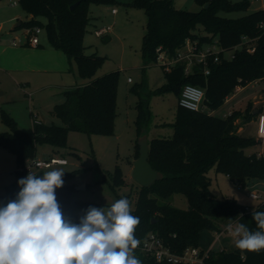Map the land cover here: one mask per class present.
<instances>
[{
    "label": "trees",
    "instance_id": "obj_1",
    "mask_svg": "<svg viewBox=\"0 0 264 264\" xmlns=\"http://www.w3.org/2000/svg\"><path fill=\"white\" fill-rule=\"evenodd\" d=\"M79 1L75 8L71 5ZM199 11L178 8L174 0H131V4L143 8L148 16L143 36L142 54L148 61L156 62L157 48L175 54L188 38L200 43L215 42L223 50L232 51L233 57L220 53V61L211 63V72L205 75L197 65L194 72L185 73V63L180 62L166 69L168 82L163 89L173 88L180 96L182 87L192 83L205 89L204 105L217 110L233 94L239 85L264 78V7L239 17H227L220 11L246 9L249 1L196 0ZM32 18L20 27L40 26L46 30L51 46L63 50L69 59L78 65L81 77L90 78L88 83L64 91L65 99L53 108V113L62 124L45 123L35 119L31 130L19 127L15 118L1 110V119L9 130L0 131V146L14 152L18 162L37 157L40 144L66 145L69 130L89 134H113L118 114L119 72L113 71L94 78L104 58L86 52L84 38L91 21L92 4H114L116 0H18ZM208 4L206 7L205 5ZM40 17H45L42 21ZM254 48L251 52L250 49ZM139 91L138 85L133 86ZM138 134L147 127L148 109L143 101L138 104ZM240 111L229 115H217L205 109L190 110L180 106L172 137H154L149 142V161L164 177L151 186L140 185L135 199L130 194L132 214L140 218L135 230L138 240L155 233L175 254H183L189 247H197L204 256L203 264H264V250L260 252L223 248L216 252L201 247L205 232H222L221 223H242L251 231L259 230L252 219V212H264V202L250 210L232 197H218L211 186L209 172L215 168L226 173L235 183L264 178V153L250 152L258 140L239 132L236 122ZM256 116L248 109L246 120ZM135 157L140 145L136 142ZM26 173L18 170V174ZM43 172H39L41 175ZM72 173H64L68 178ZM17 182L8 187L6 197L16 198ZM113 183L126 185L125 176L117 166ZM74 186L63 184L56 189L57 202L65 219L78 224L77 210L85 212L89 207L102 208L103 204L83 201L73 197ZM175 194L185 195L189 207L180 208L168 202ZM233 226V224H232ZM134 255L141 264H187L158 260L150 251L139 246Z\"/></svg>",
    "mask_w": 264,
    "mask_h": 264
},
{
    "label": "rangeland",
    "instance_id": "obj_2",
    "mask_svg": "<svg viewBox=\"0 0 264 264\" xmlns=\"http://www.w3.org/2000/svg\"><path fill=\"white\" fill-rule=\"evenodd\" d=\"M240 1V0H232ZM249 4L246 9L235 11H220L219 13L227 17H239L252 12V7L262 5L263 0H248ZM14 0H0V25L2 32L14 34L18 41H28V35L25 29L30 27H20L13 29L15 22L21 19H27L28 14L20 4L13 5ZM131 0H116L114 4H92L91 21L88 25L84 43L86 52L89 54L96 53L104 58L103 63L97 69L95 77L110 73L119 72L118 83V114L115 120V129L113 134H89L84 131L69 130L67 133L66 145L53 146L49 143L39 145L37 157L47 158L49 155L63 156L68 160V164L57 166L62 168L64 173H72L68 178H63L64 184L74 186L73 197L83 201H93L103 204L107 209L120 196L130 194L133 201L136 197L140 184L132 177L133 160L136 153V142L139 140L137 118L139 114L138 104L143 101L148 109L147 114V131L148 141L154 137H172L174 134V122L176 121L177 112L180 108L179 97L173 88L163 89L168 82L166 69L161 62L148 61L143 57L142 44L143 36L146 32L148 16L146 11L138 6L132 5ZM178 8L188 9L190 11H199L202 6L196 0H174ZM117 8L118 13H112V8ZM16 16V20L6 21L9 17ZM19 17V19H17ZM46 21L45 17L40 18ZM113 25V30L104 35L98 36L95 29ZM42 41L47 40L45 29L39 32ZM231 50L225 52V57H229ZM73 69L70 74L76 73L73 85L88 83L90 78H84L79 75L78 65L72 60ZM74 72V73H73ZM51 74L46 82L53 83L52 86L37 91L34 95L29 96L26 92H13L21 96V102L25 101L23 106L26 108L27 116L31 114L38 115L35 117L45 123L55 122L62 124L60 118L53 113L56 104L65 99L64 91L74 86H56L62 78L60 72ZM69 73L66 74V76ZM131 78V81H129ZM260 79V78H259ZM255 79L248 83L243 89L236 88L235 92L227 97L225 103L214 113L217 115H227L234 110L240 111V124L244 127L242 134L254 136L258 143L248 148L250 152H258L264 148V140L258 136V126L253 121L256 116L246 120L248 109L253 113V106L264 111V79ZM35 78V81H38ZM138 85L139 91H135L133 86ZM240 87L242 85H239ZM238 87V86H237ZM29 90V89H28ZM25 91V90H24ZM8 95L0 91V103L6 101ZM31 102V108L26 107ZM27 103V105H26ZM20 104V103H19ZM17 104V106H21ZM208 111V106L203 104ZM20 116L23 119L24 110ZM0 107V113H1ZM29 111V112H28ZM32 111V112H31ZM1 115V114H0ZM225 115V116H226ZM20 128L31 130L33 126H25L22 122ZM9 130L8 126L0 117V131ZM260 140V141H259ZM29 164L25 160L23 164L18 162L14 152L0 146V207H4L16 198L6 197L8 187L21 178L26 177L29 172L39 173L35 169L26 171L24 174H18V170ZM117 166L126 179V185L116 186L113 183V176ZM45 172V171H43ZM42 175V174H41ZM211 177V190L218 197H232L248 209H255L260 203L264 202V178H253L244 184L235 183L226 173L218 171L215 168L209 172ZM19 192L21 187L16 185ZM261 192L262 197L253 199L250 197L251 192ZM168 202L180 208H188L189 203L185 195L175 194L168 199ZM80 217L86 212L83 209L77 210ZM234 223V224H233ZM237 223H221L222 233L215 238H209L210 234H203L202 243L211 247L214 251H222L223 248H236L234 239L228 234V225ZM211 242V243H210Z\"/></svg>",
    "mask_w": 264,
    "mask_h": 264
},
{
    "label": "clouds",
    "instance_id": "obj_3",
    "mask_svg": "<svg viewBox=\"0 0 264 264\" xmlns=\"http://www.w3.org/2000/svg\"><path fill=\"white\" fill-rule=\"evenodd\" d=\"M264 134V116L261 117ZM42 175L29 172L18 180L15 200L0 207V264H141L134 255L140 241V218L121 197L105 209L89 207L78 224L65 219L56 189L64 184L62 168L53 165ZM259 230L228 225V234L242 251L264 250V212H252Z\"/></svg>",
    "mask_w": 264,
    "mask_h": 264
},
{
    "label": "crops",
    "instance_id": "obj_4",
    "mask_svg": "<svg viewBox=\"0 0 264 264\" xmlns=\"http://www.w3.org/2000/svg\"><path fill=\"white\" fill-rule=\"evenodd\" d=\"M263 7H264V0L262 1L261 6L252 7L251 10L254 11L256 9H260ZM114 8H112V13L115 15L116 13H118V10L116 13H114L113 12ZM15 18L16 16L9 17L8 19H5L4 22L12 21V20L14 21L16 20ZM31 18L32 15L28 14L27 19H21L18 21L23 22ZM17 19H19V17H17ZM14 40L16 41L14 42ZM72 69H73L72 61L69 59L67 54L63 50L51 46L48 39L45 42L40 39V44L34 46L25 40L18 41L17 37L12 33L11 34L3 33L0 25V91L2 94L8 95L6 101L3 100L2 103H0V107L1 109H4L7 112H9L15 118L18 125H20V123L22 122L27 127L33 126L35 117L37 116L38 118L39 114L38 115L33 114V118L31 117L30 114L28 117L26 108L25 106L22 105L25 103V101L21 102L20 101L22 99L21 96L13 94V92L15 91L20 93L26 92L29 96H32L37 91L42 90L43 88H46L48 86H52L53 83L46 82V79H48V76L51 75L49 73H57V72L61 73L62 78H60V81L56 84V86L77 87L86 84L84 83L79 85H73V82L75 81L73 79V76L76 77V73L73 72L74 73L73 75L70 74V71H72ZM67 73H69L68 74L69 76H66ZM35 78H38L39 80L35 81ZM245 86H241L240 90L243 89ZM228 99H230V97ZM17 104L22 105V108L21 106H17ZM28 106L31 108V102H29V105L26 106L29 109ZM24 108H25L24 116L23 119L21 120L20 116ZM252 109L254 110L253 114L256 115V118L253 119V121H255V123L258 126V114L264 111L257 109V106H253ZM208 111L210 113H214L216 110L208 109ZM229 114H231V112H229ZM229 114L227 113V115ZM237 123L239 124L238 131L243 132L244 127L242 126V124H240L241 123L240 118L237 121ZM261 151H264V148ZM52 155L53 154L49 155L48 157ZM208 233L210 234L209 238H211L213 241V239L216 236L215 233L213 232H208ZM201 247L205 249H212L211 247L204 245L202 243V239H201Z\"/></svg>",
    "mask_w": 264,
    "mask_h": 264
},
{
    "label": "built area",
    "instance_id": "obj_5",
    "mask_svg": "<svg viewBox=\"0 0 264 264\" xmlns=\"http://www.w3.org/2000/svg\"><path fill=\"white\" fill-rule=\"evenodd\" d=\"M19 4L18 0H14L13 5ZM113 12L116 13L117 9L114 8ZM260 27L264 28V22L260 23ZM42 27L34 26L25 29L28 35V42L31 45H38L40 44V37L39 32H41ZM113 30V25H108L106 27H101L95 29V33L98 36H104L110 33ZM16 40H14L15 42ZM157 62H161L166 69L170 70L173 66L180 62L185 63V73L189 74L194 72L195 67L197 65L202 67V70L205 75L210 74L211 72V63H215L220 61V53L227 52V50H223L219 44L215 42H207V43H200L198 39L193 40L188 38L185 44L179 48L175 54H171L163 49L161 46L157 48ZM251 52L254 51V48L250 49ZM233 57V52H231L228 58ZM263 78H260L261 80ZM131 81V78H129ZM241 87L238 86L237 90ZM205 100V89L201 86L186 83L181 90L179 96V105L190 109V110H199L204 109L203 102ZM264 116V112H260L258 114V136L264 140V134L261 133V117ZM264 151H259L258 155H262ZM29 164L27 166L22 167L20 170L31 171L35 169L36 171L43 172L49 171L51 169L47 168L46 165L50 164L53 160L57 161L58 163L53 165V167L61 166L68 164V160L63 156L52 155L47 158H30L27 159ZM250 196L255 199H259L262 197V193L260 192H251ZM79 218H81L79 216ZM217 235H220L222 232H216ZM216 235V236H217ZM140 244L139 247L143 250L153 252L158 260H167L174 263L184 262L187 264H203L204 261V254L201 253V250L197 247H189L187 248L183 254H175L173 253L163 242V240L157 236L155 233H149L144 239L139 240Z\"/></svg>",
    "mask_w": 264,
    "mask_h": 264
},
{
    "label": "water",
    "instance_id": "obj_6",
    "mask_svg": "<svg viewBox=\"0 0 264 264\" xmlns=\"http://www.w3.org/2000/svg\"><path fill=\"white\" fill-rule=\"evenodd\" d=\"M78 3L79 1L72 4L71 8H75ZM205 6L207 7L208 4H206ZM21 23L22 22L20 21L16 22L13 26V29L21 26ZM138 144L140 145L139 156L133 160L132 177L140 185L149 187L156 180L162 179L164 177V174L153 168L152 164L149 161L150 147L146 128L142 129L141 134L139 135Z\"/></svg>",
    "mask_w": 264,
    "mask_h": 264
}]
</instances>
